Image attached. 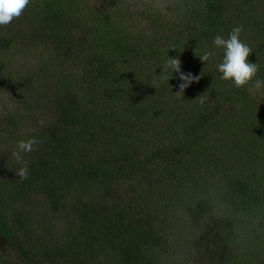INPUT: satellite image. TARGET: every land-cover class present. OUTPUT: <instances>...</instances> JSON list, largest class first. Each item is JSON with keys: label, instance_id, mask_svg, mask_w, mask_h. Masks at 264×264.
Returning <instances> with one entry per match:
<instances>
[{"label": "trees", "instance_id": "1", "mask_svg": "<svg viewBox=\"0 0 264 264\" xmlns=\"http://www.w3.org/2000/svg\"><path fill=\"white\" fill-rule=\"evenodd\" d=\"M160 1L30 0L37 42L0 26V96L28 94L0 115L1 264H186L200 250L202 264H264V109L254 81L220 79L221 49L199 59L242 26L264 79V0H165L174 19ZM168 57L199 81L179 94V74L159 76ZM16 135L31 148L12 156ZM199 208L228 221L225 247L194 245Z\"/></svg>", "mask_w": 264, "mask_h": 264}, {"label": "rangeland", "instance_id": "2", "mask_svg": "<svg viewBox=\"0 0 264 264\" xmlns=\"http://www.w3.org/2000/svg\"><path fill=\"white\" fill-rule=\"evenodd\" d=\"M94 1L95 0H82V5H83V7H86L88 4L90 6ZM103 1L108 2L109 0H103ZM127 1H129L128 6L130 7V10H132V11L137 10L139 13V12H142L141 6L142 7L145 6V4L147 3L148 0H127ZM151 1H154V0H151ZM154 5L156 6L155 10H156V13L158 15L162 16L163 14H165L168 16L169 19L170 18L174 19V17H176L173 14L171 15V13H170L171 12V4L168 5L165 2V0L160 1V4H154ZM83 7L79 6V4L76 3L75 7L73 8V11L74 12L75 11H79V12L85 11V9H87V8H83ZM91 8H96V6H93ZM28 15H29V13L25 9L18 18H15L13 20V22L10 23V26H13V27H11V29H13L15 31L17 28H20L24 32V38L25 39L31 38V39H29L30 41L37 42L38 41L37 38L40 35V33L39 32L35 33V30L37 27L35 28V30H30V29H33L35 27V25H34L35 20L30 18ZM15 22H16V25H15ZM126 23H127V25L129 24V26L131 25L129 23V21H126ZM137 24L138 23H135L133 25L135 27V29H137V30H144L145 31L146 28H148V29L151 28L150 25H147L146 20L142 21L139 25H137ZM16 26H21V27H16ZM18 39H19L18 42H20V40H21L20 37ZM15 50L20 51V49H18V48H15ZM215 52L217 54L221 53L220 51H215ZM16 59H17L18 63L15 65L14 71L9 73V76L12 79L21 78L24 76L22 57L18 56V58H16ZM208 62L210 65H212V59H210ZM7 91H9L10 94H6ZM6 92H4V94L0 96V115L1 116L2 115L5 116L9 113H13L14 111H16L19 108L16 105V102L21 101L20 96H23L26 99L28 98V94L26 93V91H24V90L18 91L13 86H10V89L6 90ZM21 93H23V94H21ZM254 93L258 98L259 106L264 109V89L256 90L254 88ZM246 117H247L248 123L250 122V119L256 121V118L254 116L246 115ZM260 120H262L263 137H264V115L263 114L261 115ZM1 127H2V125H1ZM233 128H235V131L243 132V127H241V126H237V129H236V127H233ZM19 135L14 136V138H12V140L10 141L9 146L6 147L5 149H4V146H1L2 150L4 152L11 153L12 156H15V153H16L15 150L20 149V143L21 142L20 141L18 142V136ZM252 135H253V133H252ZM247 142H248V139L243 143H247ZM263 145H264V143H263ZM0 157L2 158L0 160V165H1L4 163L2 152H0ZM254 161L255 160H251V163H253ZM262 164H264V162L259 161L257 165L260 166ZM216 217H221V215L219 214ZM192 222H193L194 231H196L195 235H194V240H193L194 245H196L198 247H202L203 246L202 242H210V243H220L219 245L221 247H223V246L225 247L223 239L221 238L218 241V238L221 237L219 233H220V231H223L225 229V227L228 224V221H226L222 217H221V219L219 218L217 220H214V219H212V216L210 213H207V211L201 210L199 208V210L197 212V216H195V215L193 216ZM0 253L3 254L4 256H7L8 251H7L6 247H2V245H0ZM204 258H205V256L202 255V250L197 252V254L192 253V252H188L187 257L185 259V263L186 264H202V262L204 261ZM0 264H1V262H0Z\"/></svg>", "mask_w": 264, "mask_h": 264}, {"label": "clouds", "instance_id": "3", "mask_svg": "<svg viewBox=\"0 0 264 264\" xmlns=\"http://www.w3.org/2000/svg\"><path fill=\"white\" fill-rule=\"evenodd\" d=\"M30 4V0H0V26H6L18 18L22 12ZM243 32L242 26H234L227 38L222 35H216L212 41L213 47L205 51L199 57L202 62H208L216 55L215 49L223 51V58L216 67L220 73V79L230 82L236 88H244L249 84H253L256 90L264 89V79L256 78L259 71L258 63L249 61V57L253 54L252 48L241 39ZM181 61L176 58L168 57V61L163 65V74L171 71L179 74V94L190 87L194 82H198L201 76H194L190 73L185 74L181 71ZM255 78V80H254ZM178 95V94H177ZM31 148V143L25 145L20 143V148ZM28 173L27 167L20 170L19 175L26 177Z\"/></svg>", "mask_w": 264, "mask_h": 264}]
</instances>
